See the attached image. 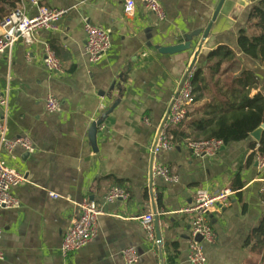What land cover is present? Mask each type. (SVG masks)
Here are the masks:
<instances>
[{"label": "crops", "instance_id": "0c3cea01", "mask_svg": "<svg viewBox=\"0 0 264 264\" xmlns=\"http://www.w3.org/2000/svg\"><path fill=\"white\" fill-rule=\"evenodd\" d=\"M135 1L133 16H127L122 0H43L46 8L67 11L57 29L38 31L31 42L20 41L0 56V90L9 97L0 115L8 139L28 136L35 147L33 154L0 148V160L24 176L12 192L19 208L0 209V264H126L123 252L129 248L141 256L137 264H190L192 216L183 210L194 204L199 188L232 190L239 172L241 195L233 191L210 216L216 241L204 243L208 264H264V243H248L264 217V168L256 157L249 161L257 143L251 135L212 157L193 156L186 142L152 155L200 44L196 68L206 67L210 52L229 47L236 60L223 65L215 78L225 81L252 71L260 86L251 97L262 93L264 68L241 53L237 42L254 1L160 0L166 13L160 23L141 0ZM30 15H36L34 8ZM87 22L112 31V48L96 64L84 53ZM189 37L188 51H158L184 45ZM47 48L60 60L61 72L50 73L44 66ZM48 95L61 102V112H46ZM209 102L207 98L191 106L189 120L201 117ZM112 108L98 128L94 151L89 130ZM155 163L168 166L178 183L153 176ZM114 187L126 190L128 200L105 205L95 239L64 258L62 242L80 215V205L86 199L101 201ZM146 214L154 215L157 250L140 223Z\"/></svg>", "mask_w": 264, "mask_h": 264}, {"label": "built area", "instance_id": "2783aa9c", "mask_svg": "<svg viewBox=\"0 0 264 264\" xmlns=\"http://www.w3.org/2000/svg\"><path fill=\"white\" fill-rule=\"evenodd\" d=\"M42 1L22 0L20 7L11 12L0 23V56L11 51L20 41L31 42L38 31L57 29L59 22L66 16L67 11L46 8L43 6ZM122 2L125 14L133 16L137 7L136 1L122 0ZM141 2L156 17L159 23L166 19V13L160 0H141ZM33 8L36 10L35 16L30 15V10ZM85 34V56L90 64H96L112 48V31L95 27L87 22L85 24ZM44 66L50 73L62 71L60 60L50 48H47ZM192 74L193 71L186 74L179 93L172 100L168 117L162 124L152 149L154 157L159 156L163 152L176 149L179 144L175 141L172 130L187 120L189 108L195 104L191 84ZM0 106L3 108L9 106L8 93L2 90H0ZM45 110L49 114L59 113L62 110V104L53 95H48L45 99ZM185 142L192 155L198 158L215 156L224 146L223 142L218 140H186ZM0 148L6 150L9 154L16 148H20L28 154L35 152L34 144L28 136H22L14 140L8 139V127L1 115ZM256 158L259 167L264 168V156L257 154ZM153 176L161 178L170 184H176L179 181L178 176L172 173L168 166L156 163L153 166ZM23 182V174L11 169L5 161L0 160V209L19 208L20 202L12 192L15 187ZM261 193L264 196V186ZM233 194L230 189L212 193L205 188H199L195 192L194 204L183 210L184 213L192 216L188 253L190 264H208L204 243L214 244L216 241L215 232L210 224V216L218 207L227 203ZM50 196L53 199H58V196L54 194H50ZM128 198L129 194L126 190L114 187L107 192L101 201L84 200L80 205L81 212L79 217L73 220L63 239L61 253L64 258H70L71 255L86 248L95 239L98 233L99 218L105 214L103 210L105 205L118 200H128ZM140 223L146 232L149 242L157 250L159 242L156 237L154 215L146 214L142 216ZM1 235L2 232L0 230V238ZM198 237L202 238V242L197 241ZM3 257L4 255L0 251V260ZM123 258L126 264H137L141 256L135 248H129L123 252Z\"/></svg>", "mask_w": 264, "mask_h": 264}, {"label": "trees", "instance_id": "16d2710c", "mask_svg": "<svg viewBox=\"0 0 264 264\" xmlns=\"http://www.w3.org/2000/svg\"><path fill=\"white\" fill-rule=\"evenodd\" d=\"M248 24L238 35V47L245 56L259 61L264 68V0H253ZM22 0H0V23L11 12L20 7ZM236 60L235 53L226 46L219 47L207 56L206 67H195L191 84L195 104L205 99L210 102L199 118L187 120L172 130L177 143L218 140L224 146L247 140L264 125V87L262 93L251 97L253 90L260 86L255 72L245 71L240 76L225 81L215 78L221 67ZM208 69L210 75H207ZM249 161L264 156V132L261 140L251 146ZM122 182L118 181L117 184ZM243 181L239 172L232 184V191L241 195ZM264 243V217L254 230L248 243Z\"/></svg>", "mask_w": 264, "mask_h": 264}, {"label": "water", "instance_id": "95a60500", "mask_svg": "<svg viewBox=\"0 0 264 264\" xmlns=\"http://www.w3.org/2000/svg\"><path fill=\"white\" fill-rule=\"evenodd\" d=\"M244 1V0H243ZM217 14H215L214 18H213V21L216 19L217 17ZM210 29H211V25L208 27V29L205 31L204 33V36L202 38V43H204V41L206 40V38L208 37L209 35V32H210ZM191 40H192V37H189L188 38V42L184 45H178V46H173V47H166V48H158V51L163 54V55H175V54H178V53H181V52H185V51H188L190 50L191 48ZM202 48V44L199 45V48H198V51L195 53L194 55V59L189 67V70L187 72L188 73H191L195 66H196V63H197V58H198V55H199V51L201 50ZM179 93V92H178ZM177 93V94H178ZM114 108L110 109L103 117L101 120L97 121V122H94L89 130V142H90V145L91 147L93 148L94 151H97V133H98V128L102 125L103 121L106 119L107 115L110 114L112 111H113ZM169 113V111H168ZM168 113H167V116L164 120V122L166 121L167 117H168ZM163 122V123H164ZM264 132V125H262L259 129H257L255 132H253L251 134L252 138L256 141V142H259L261 140V137H262V134ZM223 149L225 148L224 146L222 147ZM158 238H160L158 236ZM197 241L198 242H202V238L198 237L197 238Z\"/></svg>", "mask_w": 264, "mask_h": 264}]
</instances>
